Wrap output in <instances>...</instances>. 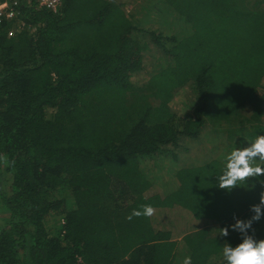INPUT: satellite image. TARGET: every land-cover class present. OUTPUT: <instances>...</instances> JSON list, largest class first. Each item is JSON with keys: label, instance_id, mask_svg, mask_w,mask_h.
I'll use <instances>...</instances> for the list:
<instances>
[{"label": "trees", "instance_id": "1", "mask_svg": "<svg viewBox=\"0 0 264 264\" xmlns=\"http://www.w3.org/2000/svg\"><path fill=\"white\" fill-rule=\"evenodd\" d=\"M161 2L191 34L142 32L117 0H19L0 23V264H175L170 228L128 219L146 204L213 224L183 236L192 264H226L223 245L241 242L219 228L253 215L264 176L231 191L217 177L235 137L264 135V0ZM188 86L182 117L171 101ZM209 125L229 139L210 158ZM173 148L179 187L154 194L141 158ZM253 227L264 239V219Z\"/></svg>", "mask_w": 264, "mask_h": 264}, {"label": "rangeland", "instance_id": "2", "mask_svg": "<svg viewBox=\"0 0 264 264\" xmlns=\"http://www.w3.org/2000/svg\"><path fill=\"white\" fill-rule=\"evenodd\" d=\"M116 1V0H115ZM119 3H123V7L134 15L135 22H137L138 26L142 28V32L147 30H157L158 32H162L166 42L169 40L171 36H176L178 38H182L191 34V29L186 22H179V18L172 11V8L169 5L163 4L161 0H117ZM169 21V28L163 25V22ZM19 24L25 26V21H20ZM164 27L166 30L164 32L160 29ZM14 31V30H13ZM142 37L144 35L142 34ZM168 44V45H169ZM157 47H154L155 49ZM153 51V50H152ZM136 81V78L134 79ZM138 84H143L142 81H136ZM196 105V95L193 87L188 86L185 88L179 89L171 101V106L174 111L177 112L179 116L186 117L188 116L194 109ZM50 115V111L48 113ZM204 139L210 138L211 142L205 143L201 146L203 148V152H197V155H203L210 158V154H217L216 150H223L228 143V135L225 132H218L215 129H212L209 125L205 132L203 133ZM240 137H235L232 143L226 147L220 154L222 156V161L226 164V156L232 150L236 148H242V144L240 145L239 139ZM224 144V145H221ZM248 146V144H247ZM194 149V148H193ZM174 152H170L167 154H160L153 157H143L141 158V165L144 169V172L147 174L148 178L152 182V188L154 194L161 193L162 195H166L179 187V180L176 176V171L180 168L181 164L173 158L176 148H173ZM173 156V157H172ZM255 163L260 164L261 162L257 160ZM188 164H191L188 162ZM192 165V164H191ZM155 186V187H154ZM168 215H173L171 220L169 218L165 219L162 217V213L156 212L152 217L154 224L158 226V228H170L173 232V237L178 240V251L177 258L175 264H183L185 257H189V249L184 244L183 236L188 232L197 230L200 227H204L208 224L204 220L196 219L189 210L182 209L180 207L168 209ZM4 213L0 209V222H2L1 217ZM60 220H51V225H58ZM165 227V228H163Z\"/></svg>", "mask_w": 264, "mask_h": 264}, {"label": "clouds", "instance_id": "3", "mask_svg": "<svg viewBox=\"0 0 264 264\" xmlns=\"http://www.w3.org/2000/svg\"><path fill=\"white\" fill-rule=\"evenodd\" d=\"M257 160L261 163H255ZM261 176H264V135H258L248 146L236 148L227 154L225 169L217 177V184L220 189L231 191L240 183ZM260 185L262 190L259 193V203L250 206L253 215L247 220L234 215V224L219 228V236H229L231 228L238 232L241 238V242L236 246L228 242L223 245L222 255L226 264H264V239L256 238V229L253 227L264 219V182L260 181ZM155 211L152 205H142L140 210L134 209L128 219L139 216L152 217ZM183 264H192L191 257H185Z\"/></svg>", "mask_w": 264, "mask_h": 264}, {"label": "built area", "instance_id": "4", "mask_svg": "<svg viewBox=\"0 0 264 264\" xmlns=\"http://www.w3.org/2000/svg\"><path fill=\"white\" fill-rule=\"evenodd\" d=\"M40 6H45L56 11L63 0H36ZM19 0H0V23L17 17Z\"/></svg>", "mask_w": 264, "mask_h": 264}, {"label": "crops", "instance_id": "5", "mask_svg": "<svg viewBox=\"0 0 264 264\" xmlns=\"http://www.w3.org/2000/svg\"><path fill=\"white\" fill-rule=\"evenodd\" d=\"M160 212L162 213L163 211H162V210H160Z\"/></svg>", "mask_w": 264, "mask_h": 264}]
</instances>
